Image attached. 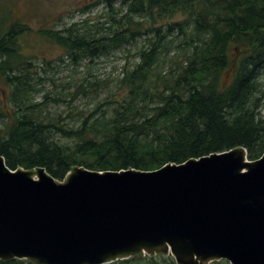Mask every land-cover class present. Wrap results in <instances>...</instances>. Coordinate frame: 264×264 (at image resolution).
Masks as SVG:
<instances>
[{
  "label": "trees",
  "instance_id": "trees-1",
  "mask_svg": "<svg viewBox=\"0 0 264 264\" xmlns=\"http://www.w3.org/2000/svg\"><path fill=\"white\" fill-rule=\"evenodd\" d=\"M10 1L0 0V80L14 109L12 122L0 127V154L9 167L43 166L64 180L77 166L154 170L238 146L251 160L263 155L264 0H104L110 10L100 31L75 23L43 30L75 63L147 38L139 60L124 67L119 92L107 91L72 124L61 112L43 114L52 102L66 101L61 94L46 91L41 102L32 101L40 76H30L33 58L21 50L30 28L12 20ZM170 35L183 36L186 53L165 75L157 66ZM99 84L77 85L72 98L98 93ZM0 117L10 115L0 110ZM157 256L137 253L109 264H177L172 256ZM0 264L36 263L12 258Z\"/></svg>",
  "mask_w": 264,
  "mask_h": 264
},
{
  "label": "water",
  "instance_id": "water-1",
  "mask_svg": "<svg viewBox=\"0 0 264 264\" xmlns=\"http://www.w3.org/2000/svg\"><path fill=\"white\" fill-rule=\"evenodd\" d=\"M264 264V153L238 146L154 170L11 168L0 154V259Z\"/></svg>",
  "mask_w": 264,
  "mask_h": 264
},
{
  "label": "rangeland",
  "instance_id": "rangeland-1",
  "mask_svg": "<svg viewBox=\"0 0 264 264\" xmlns=\"http://www.w3.org/2000/svg\"><path fill=\"white\" fill-rule=\"evenodd\" d=\"M115 5L119 6L120 1H116ZM8 7L13 11L12 20L22 19L30 28V32L25 33L21 38V50L33 58L30 60L32 66H27L30 69V76H40V82L36 85L38 89L34 91L36 93L32 95V101L41 102L46 91L52 96L61 94L66 101L61 104L52 102L45 109L41 108L43 114L48 111L61 112L65 117L64 121L69 124L74 123L81 114L93 109L107 94V91L119 92L124 67L132 66L139 60L136 53L142 45L147 43L146 36H143L135 43L115 48L111 53L96 58L94 61L87 58L80 63H75L61 46L48 39L42 31L62 30L74 23L82 31L86 29L94 32L100 31L99 26H102L107 18L103 15L110 10L104 0H11ZM2 16L3 19L7 17ZM167 40L169 42L166 44V52L157 66V71L165 75L170 69L181 65L186 53L183 36L170 35ZM35 70L38 71V75L34 74ZM90 80L100 83L98 93H78L73 99L76 86L86 84ZM5 88H7L6 84L0 80V110L10 115L8 119L0 117V127L13 120L11 115L14 109L8 100L10 91L7 92V89L5 91ZM87 92L90 91L87 89ZM77 112H80V115ZM160 254L166 257L172 256L171 253L161 252ZM160 254L156 255L162 259ZM175 262L178 264L176 260ZM201 264H212V262Z\"/></svg>",
  "mask_w": 264,
  "mask_h": 264
},
{
  "label": "bare ground",
  "instance_id": "bare-ground-1",
  "mask_svg": "<svg viewBox=\"0 0 264 264\" xmlns=\"http://www.w3.org/2000/svg\"><path fill=\"white\" fill-rule=\"evenodd\" d=\"M135 255V254H134Z\"/></svg>",
  "mask_w": 264,
  "mask_h": 264
}]
</instances>
